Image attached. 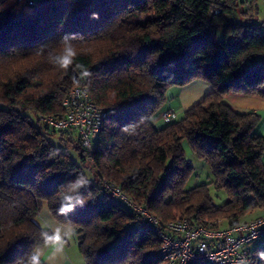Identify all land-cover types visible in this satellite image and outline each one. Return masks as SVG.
Instances as JSON below:
<instances>
[{
	"label": "trees",
	"instance_id": "16d2710c",
	"mask_svg": "<svg viewBox=\"0 0 264 264\" xmlns=\"http://www.w3.org/2000/svg\"><path fill=\"white\" fill-rule=\"evenodd\" d=\"M15 2L0 0V264H43L35 253L54 241L37 222L43 204L74 230L84 264H163L147 256L160 246L156 235L134 227L104 182L161 228L176 215L232 226L264 213L260 117L224 102L229 94L264 99L257 9L235 0H37L24 13L12 11ZM195 80L212 91L156 127L167 92ZM75 87L108 114L91 156L73 132H59L79 164L51 143L56 131L41 119L60 115ZM184 142L209 183L186 188L193 167ZM210 187L225 192L222 205ZM250 254L264 264V246Z\"/></svg>",
	"mask_w": 264,
	"mask_h": 264
},
{
	"label": "built area",
	"instance_id": "2783aa9c",
	"mask_svg": "<svg viewBox=\"0 0 264 264\" xmlns=\"http://www.w3.org/2000/svg\"><path fill=\"white\" fill-rule=\"evenodd\" d=\"M243 4H255L264 0H235ZM37 0H16L12 11L33 9ZM213 7L212 12L218 13ZM62 113L42 117V121L56 132H73L81 149L91 156L107 111L97 107L83 87H75L61 101ZM173 114L165 113L162 122H168ZM115 203L125 205L134 215L133 224L138 230L156 235L160 246L148 253L150 260L163 264H252L248 246L264 238V216L245 223L223 226L217 222L193 224L186 218L176 217L163 228L149 211L132 202L119 187L103 183Z\"/></svg>",
	"mask_w": 264,
	"mask_h": 264
},
{
	"label": "crops",
	"instance_id": "0c3cea01",
	"mask_svg": "<svg viewBox=\"0 0 264 264\" xmlns=\"http://www.w3.org/2000/svg\"><path fill=\"white\" fill-rule=\"evenodd\" d=\"M172 95L160 110L153 123L156 127H161L164 123L161 116L169 111L176 114L173 120L182 117L184 111L198 103L202 98L212 91L210 84L195 80L183 88H172ZM168 93V92H167ZM224 102L236 113H255L260 117V122L256 127V133L264 137V99L244 94H229L224 98ZM262 162H264V153H262ZM262 214V213H257ZM37 222L44 229L49 230L54 241L43 245L35 253L36 260L43 264H84L83 259L77 251L76 237L74 230L65 225L57 223L49 214L46 204L42 205V210L38 214ZM72 242V244H70Z\"/></svg>",
	"mask_w": 264,
	"mask_h": 264
},
{
	"label": "rangeland",
	"instance_id": "374dc122",
	"mask_svg": "<svg viewBox=\"0 0 264 264\" xmlns=\"http://www.w3.org/2000/svg\"><path fill=\"white\" fill-rule=\"evenodd\" d=\"M249 5L254 8L255 10L257 9L256 12H254L255 14V22L257 24L260 25V27L262 29H264V2H257L255 4H245V6L243 7L242 10H245V9H248L249 8ZM24 13H32L33 12V9H25L24 11H22ZM250 13H253L252 11H249ZM173 90H169L168 93L166 94V97L169 99V96L172 95ZM169 112V111H168ZM171 114H173V116L175 117L176 114L173 113V112H170ZM173 117V118H174ZM49 136V140L51 141V143L56 146L57 148L63 150V151H66L70 157L76 162L79 164V158L76 154V152L67 144V142H63L61 141V135L59 132H52V131H49L48 132ZM73 136H75L74 134H72ZM69 136V135H68ZM67 135H62V138L64 139H67L68 138ZM183 148H184V151H185V157L186 159L190 162V164L192 165L193 167V173L192 175L190 176L189 180L187 181V184H186V188L190 189V188H193L199 184H204V183H209V181H211L212 177H211V174H210V171L208 169V167L206 166V164L197 159V157L191 152L189 146L187 145L186 142L183 143ZM84 170V173L87 177V179L89 181H92L93 180V175H92V171L88 170V169H83ZM209 194L213 200V202L216 204V205H222L225 200H226V194L223 190H215L213 189L212 187L209 188ZM258 212L255 211L253 213H250L248 214L245 219H243V222H249L251 220H254L258 217H261V216H264V213L262 214H257ZM176 217H180L178 215H176ZM219 224L225 226V223L222 222V221H219ZM70 244H72V242H70ZM264 246V238L258 240V241H255L253 242L252 244H250L248 246V249L250 251H252L253 249L255 248H258V247H262ZM73 250L77 251L75 248L74 249V246L72 247Z\"/></svg>",
	"mask_w": 264,
	"mask_h": 264
}]
</instances>
